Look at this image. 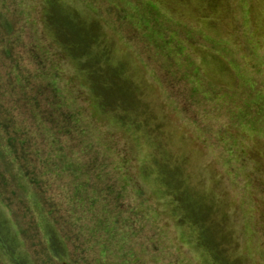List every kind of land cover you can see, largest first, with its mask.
<instances>
[{
  "label": "rangeland",
  "instance_id": "rangeland-1",
  "mask_svg": "<svg viewBox=\"0 0 264 264\" xmlns=\"http://www.w3.org/2000/svg\"><path fill=\"white\" fill-rule=\"evenodd\" d=\"M1 4L16 33L11 58L0 46V264H123L122 250L132 260L136 253L126 264H212L193 235L202 231L222 264H264V0ZM69 44L74 52L63 48ZM43 67L78 111L84 133L64 129L59 137L95 170L87 175L102 193L95 213L72 209L71 177L36 189L21 175L19 164L31 172L44 166L32 110L44 124L60 121L36 73ZM9 108L17 134L6 131ZM8 136L26 140L24 149L11 146L16 162ZM82 142L93 147L88 155ZM174 193L200 230L179 224ZM106 198L118 199L125 214L116 230L99 228L98 244L92 229L106 219Z\"/></svg>",
  "mask_w": 264,
  "mask_h": 264
},
{
  "label": "trees",
  "instance_id": "trees-1",
  "mask_svg": "<svg viewBox=\"0 0 264 264\" xmlns=\"http://www.w3.org/2000/svg\"><path fill=\"white\" fill-rule=\"evenodd\" d=\"M8 11H3L2 10V4L0 5V30H1V38H0V46H1V56H3V58L5 60H8L10 56V51L8 49V45L10 44L9 41L11 40L10 38H14L15 33L14 29H13V22L11 21V19H8ZM7 15V16H6ZM18 15V13H17ZM51 15H47V18H50ZM27 28V27H26ZM28 29V28H27ZM3 34V35H2ZM60 39L62 38L61 36H59ZM16 41V40H15ZM70 44L69 45H65L63 46V48L69 49L71 52H74L73 48H70ZM45 67V66H44ZM44 67L39 69L37 73L38 78H44V80H46L47 84H48V90L51 93L52 99L54 101L53 104L48 105L49 107H52V105H59L60 109H56L58 116L60 117V121H53L50 123V125L48 124H44L40 118H36L39 116H36V114L34 113L35 111L32 110L33 112V120L36 122L39 130H41V136L38 135V137L41 138V140L44 143V150L40 152V150H38L39 154L36 153L35 155H37V160L40 158L39 155L41 154V157H44V166L41 170L38 171H24L22 165L19 164V169L21 172L22 177L24 178V182L25 183H30L29 187L33 186L36 189H40L41 186H46V184H48V180L51 179V177L55 176L57 177L59 180H62L63 178H69L70 179V183H69V191L73 194V197L70 198V202L71 204H73L72 209L74 210H78L79 212L81 211V207H87L89 209H91L94 213L96 212V207L100 206L102 204V202L100 200H96L97 194H99V196L101 197V192L97 191L96 189L93 188L92 182L91 180L93 179L92 177L89 178L87 175L88 174H92L95 172V170H92V172L90 173L88 170H85V168L87 169V167H90V165H86V166H81L78 161L76 159L73 158L72 154L69 152L71 150V148H69V143L59 137L61 135H59V133H61L64 129L72 132L77 130V136L79 137L80 134H83L84 130L81 127L80 124V117L78 114L77 110H74L72 107H67L65 104V101L62 100L60 92L58 90V88L54 87V83H52L48 78L45 77V72H44ZM18 77V78H17ZM16 82H18L20 85H22L21 88V92L23 89V84L21 83V77L20 75H16ZM23 96V103L26 105L29 102V99L27 98V95L24 93H22ZM23 104V106H24ZM35 104H37V102H35ZM57 107V106H56ZM66 110V111H62V110ZM13 116V113H12ZM16 119V118H15ZM63 124V125H62ZM5 126L7 127L6 131L8 132V129L12 128V132L14 134H17L18 130L16 129V121L14 120V118L10 116V108L7 111V115L5 118ZM20 131V130H19ZM32 136L35 135H31L30 137H28L26 140L29 141L31 139ZM16 136H8L7 139V147H8V156L11 157V159L13 160V162L17 161L18 155L15 156L16 152L14 149H12L11 146L16 147L15 145H17V147L24 149V146L26 144V140L24 138L20 139L21 141H19L17 143V139L15 138ZM37 138V136H35V139ZM39 138V139H40ZM16 142V143H15ZM83 143V142H82ZM82 143H80V145H82L81 149H80V153H85L88 155V152L91 150L93 151V147L91 146V144L84 142L83 144L86 146H84ZM16 147V148H17ZM6 167L7 164H5ZM156 166V165H155ZM93 168L96 167V165L92 166ZM53 168L57 169V173L53 174L52 170ZM59 171V172H58ZM28 172V173H27ZM86 173V174H84ZM83 179L81 178L82 175ZM49 176V178H48ZM95 179V178H94ZM27 180V181H26ZM171 180V178H170ZM110 189H112L110 187ZM35 194L37 195V199H38V204L40 208H43L44 206H42L40 198L41 196L38 195L37 190L34 191ZM118 193V192H117ZM175 198V199H174ZM99 199V198H97ZM182 198H179V196L177 194L174 193L173 198H170L169 201L171 202V207L177 211L179 213L178 215V222L179 224H182L183 226H186L188 228L192 229H197L200 230L197 226V217L193 214V212L191 211V209L188 208H183L179 205L178 201L181 202ZM102 200V199H101ZM176 200V203L175 201ZM103 201V200H102ZM98 202V203H97ZM111 204L109 203V201L107 200V198L105 199V206H108L105 210H106V219L103 220V217H97L98 221L95 222V226L92 229V239L95 240L98 244H103V242L101 241L100 238L96 237V232L99 230V228L101 227H106V230H108V227L110 229H117L118 227H120V215H122L124 207L122 206V203L118 201V199H116V201L114 203H112V200H110ZM108 204V205H107ZM46 218H48L49 214L46 210L41 209ZM193 210V209H192ZM132 215L135 216L136 213H134L133 211H131ZM125 214V212L123 213V215ZM48 220V219H47ZM119 225V226H118ZM53 226V225H52ZM46 228V227H45ZM107 232V231H106ZM202 233H204L202 231ZM193 234L194 238L197 242L198 245L201 246V249L206 252L207 255H210L213 258V261L211 262L212 264H222V260L221 258L215 254L209 246V242L205 239V237L203 236V234ZM84 234V233H83ZM64 242V240H63ZM62 246H54L53 242H49L47 243V248H52L53 249H57L59 252H66V245L64 243H61ZM133 244V249L135 250V244L132 242ZM66 246V247H65ZM112 255V253H111ZM129 255V257H128ZM132 253L131 252H125L124 250H122L120 252V256L116 253L115 256H119V260L122 261L123 264L127 263V260H132ZM68 258V257H67ZM104 258V257H103ZM136 259V253L134 251V258L133 260ZM132 260V261H133ZM118 261V260H117ZM211 261V260H210ZM135 263V262H134ZM72 264V261H71ZM112 264V263H110Z\"/></svg>",
  "mask_w": 264,
  "mask_h": 264
}]
</instances>
